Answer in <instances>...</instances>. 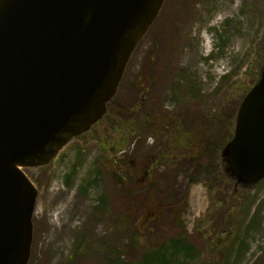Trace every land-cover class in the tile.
I'll list each match as a JSON object with an SVG mask.
<instances>
[{
  "label": "rangeland",
  "instance_id": "1",
  "mask_svg": "<svg viewBox=\"0 0 264 264\" xmlns=\"http://www.w3.org/2000/svg\"><path fill=\"white\" fill-rule=\"evenodd\" d=\"M263 64L264 0H166L134 52L111 108L129 109L145 98L142 84H135L147 71L151 82L161 80L157 98L165 109L191 99L197 110L233 114ZM103 120L48 166L26 170L39 190L30 264H71L79 242L76 264H149L160 247L171 254L177 239L183 240L181 248H192L174 264H264V181L236 189L222 179L221 188L211 192L204 176L192 184L190 173L180 172L172 190L176 209L157 213L160 202L140 207L146 183L134 184L122 161L140 139L134 133L133 143L121 147L115 159L122 116ZM155 143L148 138V146ZM163 187L159 179L157 191Z\"/></svg>",
  "mask_w": 264,
  "mask_h": 264
},
{
  "label": "water",
  "instance_id": "2",
  "mask_svg": "<svg viewBox=\"0 0 264 264\" xmlns=\"http://www.w3.org/2000/svg\"><path fill=\"white\" fill-rule=\"evenodd\" d=\"M164 1L0 0V264L30 260L38 190L23 169L102 119ZM221 160L236 189L264 180V65Z\"/></svg>",
  "mask_w": 264,
  "mask_h": 264
},
{
  "label": "trees",
  "instance_id": "3",
  "mask_svg": "<svg viewBox=\"0 0 264 264\" xmlns=\"http://www.w3.org/2000/svg\"><path fill=\"white\" fill-rule=\"evenodd\" d=\"M148 78L147 71H143L137 78L139 83L135 84L137 86L142 84L141 88L143 89L140 93H145V98L140 100L139 97L129 109L111 108L112 103L108 115L119 117L121 115L123 120V122H119L124 129L122 139L113 148L115 159L120 158L117 153L121 147L126 144L130 146L133 143L132 135L134 133L138 135L137 139H140L138 143L134 144L135 149L132 155L122 160L123 163H127L129 172H132L128 173L134 184H142V178L148 174L146 184L148 193L139 197V206H146L148 202H160L156 211L163 213L165 209H176L178 201L172 190H174V183L180 172L190 173L192 184L199 182L200 177L204 176L211 192L215 187L221 188L218 186L219 180L223 179L227 182L228 179L221 170L220 152L224 143L232 136L234 117L241 101L233 110V114L227 113L225 115L217 108H210L209 110L206 108L207 111L215 114L197 110L191 103L193 102L191 99L178 102L175 109L167 110L157 98L163 87L161 80L151 82ZM198 113L203 116L208 114L210 116L199 119L196 115ZM136 115L139 118L135 119ZM123 116L128 117L125 119ZM150 137H154L156 140L153 146L147 145V140ZM162 166L167 168L164 175L159 173ZM132 168L134 169L132 170ZM116 175L121 184L122 177L118 173ZM159 179H162L164 187L157 191ZM134 210L136 209L134 208ZM143 218V221L148 218L147 210L144 211ZM178 240L180 239L176 240L171 254L166 246L160 247L158 251L154 252L149 264H174L175 260L188 257L192 247L181 248L180 242L183 240ZM79 245V250H81L83 244L80 242ZM76 259H70L69 262L76 264ZM179 261L177 264H180Z\"/></svg>",
  "mask_w": 264,
  "mask_h": 264
},
{
  "label": "bare ground",
  "instance_id": "4",
  "mask_svg": "<svg viewBox=\"0 0 264 264\" xmlns=\"http://www.w3.org/2000/svg\"><path fill=\"white\" fill-rule=\"evenodd\" d=\"M237 7H239V6H237ZM222 20V19H221ZM207 45V44H206ZM208 46V45H207ZM209 48H211L210 46H209ZM53 225V224H52Z\"/></svg>",
  "mask_w": 264,
  "mask_h": 264
}]
</instances>
